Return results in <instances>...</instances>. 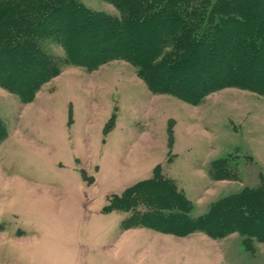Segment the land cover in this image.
Returning a JSON list of instances; mask_svg holds the SVG:
<instances>
[{
    "label": "rangeland",
    "instance_id": "obj_1",
    "mask_svg": "<svg viewBox=\"0 0 264 264\" xmlns=\"http://www.w3.org/2000/svg\"><path fill=\"white\" fill-rule=\"evenodd\" d=\"M80 1L120 15L111 0ZM40 44L55 59L66 57L51 37ZM61 65L29 102L0 84L7 131L0 142V264H264L257 236L125 228L136 208L105 209L114 194L157 169L190 200L192 217L246 188H264V94L226 87L192 104L152 91L124 59L93 70ZM17 67L19 81L34 71ZM221 159L231 176L212 174Z\"/></svg>",
    "mask_w": 264,
    "mask_h": 264
},
{
    "label": "trees",
    "instance_id": "obj_2",
    "mask_svg": "<svg viewBox=\"0 0 264 264\" xmlns=\"http://www.w3.org/2000/svg\"><path fill=\"white\" fill-rule=\"evenodd\" d=\"M111 1L120 15L93 10L80 0H0V84L29 102L60 73L61 63L93 70L124 59L152 91L192 104L226 87L264 94V0L252 5L250 0ZM135 33L142 35L133 37ZM95 35L98 41L89 44ZM49 37L63 46L66 57L55 59L41 46L40 40ZM17 65L34 71L19 81ZM6 136L0 120V142ZM157 170L114 194L105 207L136 208L125 228L146 225L178 235L201 230L213 237L238 231L264 240L263 187L222 198L207 213L192 217L190 200ZM212 170L214 177L225 178L233 168L221 159ZM144 204L146 210H138Z\"/></svg>",
    "mask_w": 264,
    "mask_h": 264
}]
</instances>
